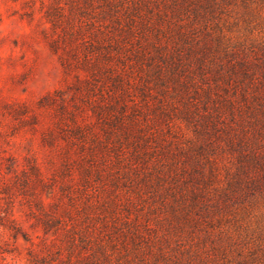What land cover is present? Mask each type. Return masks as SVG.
<instances>
[{
    "label": "rangeland",
    "instance_id": "1",
    "mask_svg": "<svg viewBox=\"0 0 264 264\" xmlns=\"http://www.w3.org/2000/svg\"><path fill=\"white\" fill-rule=\"evenodd\" d=\"M264 264V0H0V264Z\"/></svg>",
    "mask_w": 264,
    "mask_h": 264
},
{
    "label": "trees",
    "instance_id": "2",
    "mask_svg": "<svg viewBox=\"0 0 264 264\" xmlns=\"http://www.w3.org/2000/svg\"><path fill=\"white\" fill-rule=\"evenodd\" d=\"M78 261L80 264H95V261L97 262V257L96 255H89L88 252H85Z\"/></svg>",
    "mask_w": 264,
    "mask_h": 264
}]
</instances>
